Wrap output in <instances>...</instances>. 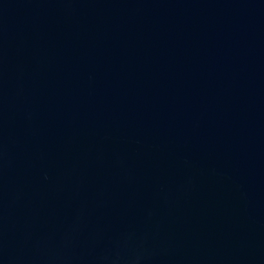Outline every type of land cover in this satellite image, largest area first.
<instances>
[{
    "label": "water",
    "instance_id": "1",
    "mask_svg": "<svg viewBox=\"0 0 264 264\" xmlns=\"http://www.w3.org/2000/svg\"><path fill=\"white\" fill-rule=\"evenodd\" d=\"M0 264H264V0H0Z\"/></svg>",
    "mask_w": 264,
    "mask_h": 264
}]
</instances>
